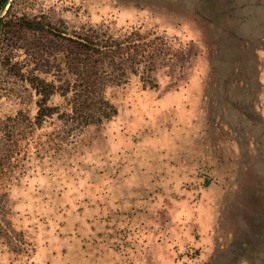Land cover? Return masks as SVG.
I'll return each mask as SVG.
<instances>
[{
  "label": "rangeland",
  "instance_id": "rangeland-1",
  "mask_svg": "<svg viewBox=\"0 0 264 264\" xmlns=\"http://www.w3.org/2000/svg\"><path fill=\"white\" fill-rule=\"evenodd\" d=\"M4 7L39 26L0 25V124L29 134L0 190V264H264V0ZM89 27L152 40L153 67L106 89L109 120L35 124L33 78L70 86L65 37Z\"/></svg>",
  "mask_w": 264,
  "mask_h": 264
},
{
  "label": "trees",
  "instance_id": "trees-1",
  "mask_svg": "<svg viewBox=\"0 0 264 264\" xmlns=\"http://www.w3.org/2000/svg\"><path fill=\"white\" fill-rule=\"evenodd\" d=\"M7 0H0V8ZM5 32H13L20 28H34L39 22L26 18H18L0 21ZM132 33L127 36H113L107 32H100L94 27H89L85 34H73L65 37L73 46V66L71 85L67 88L53 81L33 78V88L38 95V110L35 116V124L42 123L45 118L57 113L59 119L72 122L75 126L83 127L93 122L109 120L116 114V108L112 102L105 97L108 87L119 86L126 83L131 75H137L139 69L149 71L153 62L148 61L153 57V52L146 53L150 41L145 38H132ZM115 71V72H114ZM150 79V76H146ZM144 82V78H140ZM148 79V80H149ZM58 81V80H57ZM244 79L239 80V82ZM146 83V82H144ZM246 84V83H245ZM150 87L153 86L149 82ZM67 98L64 106H50L48 100L53 95ZM59 109V110H56ZM9 118H7L8 120ZM0 190L6 186L4 178H11L16 173V168L21 165L27 154V146L23 141L27 133L20 134L14 130L5 129L0 124ZM26 134V136H25ZM5 145V147H4ZM4 152H2V151Z\"/></svg>",
  "mask_w": 264,
  "mask_h": 264
},
{
  "label": "flooded vegetation",
  "instance_id": "flooded-vegetation-1",
  "mask_svg": "<svg viewBox=\"0 0 264 264\" xmlns=\"http://www.w3.org/2000/svg\"><path fill=\"white\" fill-rule=\"evenodd\" d=\"M240 70H241L240 67H236V68H235V72H236V71H240ZM232 79H233V78H232ZM232 79H231V77H230V80H229V79H228V80L232 83V81H233ZM256 79H258V82H260V81H259V78H258V75L256 76ZM239 80H241V78H237V75H236V76L234 77V81H233V82H235V85L240 86V84H242L243 87H247V86H250V87H251V86H252L251 84H249L248 81H242V82H239ZM245 83H246V84H245ZM227 84H228V83H227Z\"/></svg>",
  "mask_w": 264,
  "mask_h": 264
},
{
  "label": "water",
  "instance_id": "water-1",
  "mask_svg": "<svg viewBox=\"0 0 264 264\" xmlns=\"http://www.w3.org/2000/svg\"><path fill=\"white\" fill-rule=\"evenodd\" d=\"M10 6V0H7L5 7H4V12L9 8Z\"/></svg>",
  "mask_w": 264,
  "mask_h": 264
}]
</instances>
